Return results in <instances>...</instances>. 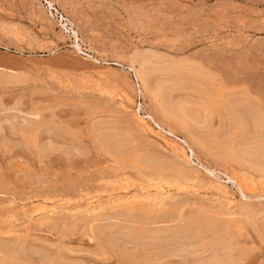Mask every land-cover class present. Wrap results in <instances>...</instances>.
Wrapping results in <instances>:
<instances>
[{
	"label": "rangeland",
	"instance_id": "obj_1",
	"mask_svg": "<svg viewBox=\"0 0 264 264\" xmlns=\"http://www.w3.org/2000/svg\"><path fill=\"white\" fill-rule=\"evenodd\" d=\"M48 1L74 23L83 52L93 58L78 53L43 0H0V241L11 243L10 251H19V260L28 264H46L45 255L62 253L92 264H119L90 238L99 222L123 218L113 215L117 207L148 201L165 206L161 211H177L186 202L226 208L239 200L232 188L226 200L205 183L189 181L178 187L160 182L158 187L143 180L144 169L133 163L140 155L162 162L160 174L169 181L175 178L169 167L186 163L172 151L182 146L180 141L135 119L138 87L127 67L134 51L156 50L175 59L196 60L213 72L217 81L206 86L214 100L232 89L264 98V0ZM183 78L190 88L173 92V99L191 91L193 77ZM141 96L147 113L140 114H157L150 99ZM180 104L191 124L202 127L208 120L209 108ZM20 119L35 125L38 143L26 144V137L15 129ZM47 124L64 129L66 135L48 133ZM106 137L122 138L127 158L116 159L117 164L102 150L100 141ZM46 141L61 154L47 152ZM76 149L82 154L68 152ZM205 158L200 156V163L210 165ZM202 172L200 178L205 179ZM255 217L246 220L248 224L243 221L240 231L251 240L238 234L237 243L244 247L240 245L239 252L236 245L235 255L241 264H264V216ZM1 250L0 258L10 255ZM239 253L247 254L246 259Z\"/></svg>",
	"mask_w": 264,
	"mask_h": 264
},
{
	"label": "bare ground",
	"instance_id": "obj_2",
	"mask_svg": "<svg viewBox=\"0 0 264 264\" xmlns=\"http://www.w3.org/2000/svg\"><path fill=\"white\" fill-rule=\"evenodd\" d=\"M43 1L50 14L53 17H57V22L61 24V27L67 34L66 36L72 39V46L78 53L93 58L83 52L80 44V34L74 23L68 18H65L54 7L53 2L48 0ZM112 65L123 66L117 62H113ZM127 70L133 73L135 85L138 87L137 93L148 97L158 110L157 114H148L146 118L136 110L137 112L134 114L135 119L139 123L142 122L146 125L150 123L158 131L180 141L182 148H179L177 145L178 148H174L172 151L179 152V157L186 163L184 166L169 167L170 172L175 175L173 181H169V179H163L164 176L160 174L161 169L164 168L162 162L146 155H140L133 159V163L139 167L141 166V169H144L145 172L142 173V170L140 171V174L144 178L143 180L149 185H151L150 183H154V186L158 187L160 186V182H165V184L177 183L178 187H182L183 183L189 181L205 183L212 191H216L215 194H219V196H222L226 200H229L227 198L229 195L228 189L232 188L239 193L237 195L240 196V199L229 203V206L226 208L220 206L205 207L200 204L196 205L195 202V204L186 202L178 205L177 211L175 209L161 211L165 206L159 203V206H161L158 208V202L152 203L153 205H151L146 201L141 202V205L138 206L134 205L135 203L128 202L121 209L117 207L118 209L116 208L113 213L114 216L121 217L123 214L122 219H119L117 223L108 222L100 224L99 222L97 226L95 225V228L91 229V231L89 230L91 233H89L90 238L92 240L95 239L105 250L112 253L118 259L117 262L119 264H241L237 259L238 254L235 255V251H237L236 245L238 247L240 243H237L238 234L242 233L241 235L244 236L243 232H240L244 230L243 221L246 224V220L251 219L252 216L254 218L258 215L261 216L260 218L264 216V210H260L259 208L261 205H264V98L257 97L256 94L254 95L249 90L238 93V90L232 89L227 93L218 94L219 99L214 100V97L212 98L211 95L212 91L210 92V87L206 86L207 84L213 86L216 83L217 80L213 72L208 71L196 60L186 58L181 60L175 59L156 50H136L131 53ZM183 75L193 77L191 78V91L173 99V92L184 91L190 88L188 86L186 87L187 82L183 78ZM128 100L131 103L133 102L129 97ZM179 103H181L180 105L188 103L190 106L192 105L197 108H209L208 120L202 127L191 124L186 119L188 117H185L180 112L182 108L179 110ZM215 121L218 122L217 126L215 125ZM11 127L13 128L14 126ZM44 128L48 133L59 137L66 135L65 130L57 125L47 124ZM149 128L147 129L151 131L152 128ZM15 129L26 137V144L34 145L37 142L35 140L37 131L33 123H28L26 120L20 119L19 123L17 125L15 124ZM15 132L17 133V131ZM153 132L155 134L156 131ZM114 137H106L101 140V149L109 155L111 154L115 160L127 158L129 152L127 150L128 148L126 149L124 145L125 143L121 141L122 138L119 140L118 138L114 139ZM171 145L174 146V144ZM45 148L46 151L57 150V153L60 154L61 152L58 151H62L61 149H57L51 142H47ZM68 152L78 155L82 154L77 149ZM70 153H66V156H70ZM200 156L206 157L210 165L206 166L200 163ZM196 161L198 162L196 163ZM192 166L196 167V169ZM216 167L223 168V170ZM200 171H203L207 178L203 175L205 179H201ZM150 200L156 201V199ZM173 205L175 206V204ZM162 206L163 208H161ZM157 208L160 209V212L158 210L156 212ZM257 219L255 221H260ZM261 220L263 221L264 219ZM163 221L168 223L176 221L177 223L162 225ZM254 224L257 223L255 222ZM246 226L248 227V225ZM247 227H245L246 230ZM246 234L244 238L249 235ZM21 236L24 237V234ZM21 236L18 238H21ZM249 238L250 241L251 237ZM239 240L241 239L239 238ZM241 241L245 242L246 239H242ZM0 242V249H3L5 254L7 251L10 254L7 258L4 257L5 259L0 258V264H28L25 261L19 260V251H14L15 253L10 251L13 250L9 246L11 243L7 244V240L6 244L2 243V241ZM244 242L243 245H247ZM21 245L26 247L24 244ZM240 245L242 246V244ZM241 246L239 250L242 249ZM24 251L27 252L26 249ZM32 252H36V250L33 249ZM59 252H62L61 249ZM59 252L57 251V254ZM239 252H242V250ZM37 253L40 255L39 252ZM243 254L239 253L243 259H246L244 257H247V254L242 256ZM62 255L63 253L61 255L49 254L45 255V259H41L46 264H92L90 262L88 263L87 260L85 261V259L76 257L66 258ZM40 256L42 257V255Z\"/></svg>",
	"mask_w": 264,
	"mask_h": 264
},
{
	"label": "built area",
	"instance_id": "obj_3",
	"mask_svg": "<svg viewBox=\"0 0 264 264\" xmlns=\"http://www.w3.org/2000/svg\"><path fill=\"white\" fill-rule=\"evenodd\" d=\"M142 100H143V97L140 94H138L137 99H136V108H137V111L141 112V114L143 115L144 113H147V110L145 109L144 102ZM140 104H142L141 110H140Z\"/></svg>",
	"mask_w": 264,
	"mask_h": 264
}]
</instances>
